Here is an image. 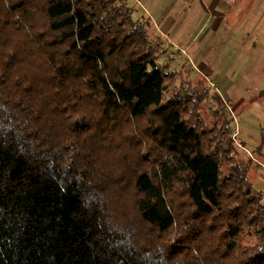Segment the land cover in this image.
<instances>
[{
  "label": "trees",
  "instance_id": "trees-1",
  "mask_svg": "<svg viewBox=\"0 0 264 264\" xmlns=\"http://www.w3.org/2000/svg\"><path fill=\"white\" fill-rule=\"evenodd\" d=\"M152 28L125 0H0V264H264L263 143L218 92L207 123L200 74L168 84Z\"/></svg>",
  "mask_w": 264,
  "mask_h": 264
},
{
  "label": "rangeland",
  "instance_id": "rangeland-1",
  "mask_svg": "<svg viewBox=\"0 0 264 264\" xmlns=\"http://www.w3.org/2000/svg\"><path fill=\"white\" fill-rule=\"evenodd\" d=\"M252 5L254 4H245L241 15H237L234 22L229 21L223 31L219 30L217 34L211 31V35L203 42L199 41L202 50L193 57L187 49H179L170 43V39L165 37L167 41L163 42L170 56L174 57L170 68L180 70V74L184 76L182 81L180 78H169L168 84L181 86L187 84V81L190 86H194V81L188 80L200 74L203 78L198 80H204L210 89L209 93L195 88L200 95L196 101L203 102L200 111L207 123L218 120L217 117L223 115L218 111L217 108L220 107L212 96L214 92H218L222 100H230L226 107L233 119L234 131L230 135L235 140L234 143L242 148V144L248 145V151L263 143L258 152L261 168L257 172L253 169L251 174L256 187L264 193V98L254 99L260 92H264V4L260 3L258 12L250 19L248 16ZM159 39L164 40L162 37ZM166 57L163 56L161 61L167 62ZM201 64L210 66L214 70L213 75L206 67H201ZM217 139L223 146V135L218 134Z\"/></svg>",
  "mask_w": 264,
  "mask_h": 264
},
{
  "label": "crops",
  "instance_id": "crops-1",
  "mask_svg": "<svg viewBox=\"0 0 264 264\" xmlns=\"http://www.w3.org/2000/svg\"><path fill=\"white\" fill-rule=\"evenodd\" d=\"M125 2L136 8L137 16L143 13L151 16L152 30L159 34L163 41H167L165 37L170 39V43L179 49H187L192 57L202 50V45L198 42H203L211 35V31L216 34L219 30L223 31V27L228 26L229 21L234 22L237 15H241L245 4H254L250 7L248 16L250 19L258 12L260 3L264 4V0H125ZM201 67H206L213 75L214 70L210 66L201 64Z\"/></svg>",
  "mask_w": 264,
  "mask_h": 264
}]
</instances>
